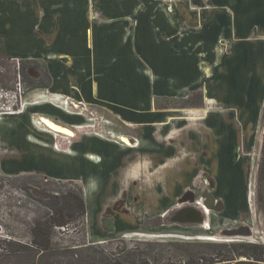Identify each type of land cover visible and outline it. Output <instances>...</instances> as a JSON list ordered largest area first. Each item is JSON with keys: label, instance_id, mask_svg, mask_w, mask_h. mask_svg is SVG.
I'll use <instances>...</instances> for the list:
<instances>
[{"label": "rangeland", "instance_id": "1", "mask_svg": "<svg viewBox=\"0 0 264 264\" xmlns=\"http://www.w3.org/2000/svg\"><path fill=\"white\" fill-rule=\"evenodd\" d=\"M142 1L148 4L152 2L154 7L152 6L151 10L155 9L156 14L161 11H178L179 5L184 2L192 7L190 10L199 12L201 23L219 8L222 14L225 11L231 19L234 18L230 27L233 26L234 29L237 26V19L234 15L232 17V10L215 8L218 3L223 5V1L232 0H220L218 3L215 0ZM253 1L257 5L256 8L262 11L258 16L255 15L258 21L248 28L243 38L234 37V31L230 30L228 24L215 27L203 24L183 26V31L196 30V26H199L205 30L206 36L215 33L216 38L219 37L216 45H219L223 52L212 74L216 81L213 90L217 91L216 95L214 94L217 102H213L208 108L211 115L221 117L219 122L222 120V127L214 128L216 134H219L215 135L217 138L206 135L204 139L205 136H186L180 132L173 135L170 132L167 138L157 136V143H162V146L165 142L171 143L170 140L173 139L176 142L169 147L166 157L165 154L158 155L155 164L160 167L156 171V182L147 183L148 177L143 178L141 182L135 180L137 178L133 177L132 167L128 166L126 160L129 154L122 157L123 162L119 163V167L114 168L112 164L105 165L107 169L98 170L91 169L93 166L88 165L85 174L93 171L96 175L92 197H84L87 209V237L92 240L103 237L108 241L123 238L130 245L144 241L174 243L166 248L155 247V251L164 250L161 256H164L163 260L159 259L164 264L188 259L189 263L204 264L207 259L217 261L220 256L233 258L232 264H235L236 260L264 264V225L259 213V208L264 207V34L261 36L260 33V28L264 27V6L260 8V5H264V0ZM1 2L0 38L4 39H0V60L11 61L14 58L10 55H26L33 50V46L26 39L30 35L31 23L24 21L18 10L12 13L15 17H11L8 2ZM88 10L91 15H97L93 6ZM234 12L238 10L235 9ZM237 16L239 19V13ZM242 41L258 47L260 45L259 49L256 48V55L260 57L261 69L255 63L250 67L245 57H239L237 63L229 64V61L236 58L235 47ZM219 55L221 56L220 51L216 53L218 58ZM19 59L21 58H15ZM27 67L29 75L37 76L33 64L28 63ZM226 88H229L232 95L235 94L232 98L218 93V90ZM189 95L191 97L188 104L185 99H157L156 106L185 113L202 105L201 92L193 91ZM17 96L18 94L11 91L0 90V229L4 231L23 230L31 225L39 213L37 209L40 208L33 197L45 198L44 193L59 192L65 185L72 189L73 184H76L84 190L86 183L84 180H63L47 175L46 173L61 174L65 175L64 177L78 176V162L54 155L50 149L28 143L25 139L27 134H34L37 139L58 149L80 144L88 133L102 137L104 142H107V138L119 139L123 144L125 143L120 137L125 135H120L118 139L117 135L126 134L129 136H125L128 141L132 142L136 137L133 129L124 126L101 108L86 107L68 97L60 99L43 89L31 90L18 98ZM36 101L46 103V106L33 107L43 104L35 103ZM26 103H32L28 105L27 110ZM13 106L23 108L25 113L12 111ZM61 109L73 113L74 116L67 115ZM243 111L247 114L244 118ZM40 115L69 123L75 136H71L73 138L69 140L64 135L45 128L39 122ZM75 116L78 118L73 120L71 117ZM190 119L192 118L181 121H186L188 130L196 124L194 119ZM144 147L147 146L141 145L139 149L144 152ZM170 156L173 157L168 159ZM165 160L170 165L167 167L166 177L165 171H162L164 165L161 166ZM26 168H38L45 174L32 169L25 170ZM141 176L142 174L140 178ZM69 181H72V184ZM185 207L198 210L204 207L206 226L186 227L173 224L172 219L176 212ZM238 227L247 230L248 235L224 236L223 231H234ZM201 236H212L214 240H200L198 237ZM242 242L254 244L256 247L242 249L229 246ZM237 251L247 252L251 257H238ZM257 258L262 262H256ZM157 264H160V261Z\"/></svg>", "mask_w": 264, "mask_h": 264}, {"label": "crops", "instance_id": "2", "mask_svg": "<svg viewBox=\"0 0 264 264\" xmlns=\"http://www.w3.org/2000/svg\"><path fill=\"white\" fill-rule=\"evenodd\" d=\"M219 1L215 0L216 3ZM3 2H8L11 17H15L12 13L18 10L24 21L31 23L30 35L26 39L33 50L26 55L10 56L14 59L36 60L46 68L51 85L44 89L45 92L60 99L68 97L86 107L101 108L115 120L134 130L136 137L133 138L134 142L130 141L131 145L118 141L120 135L127 136L126 134L117 135L118 140L107 138V142H104L102 137L88 133L80 144L61 149L37 139L34 134H27L25 139L28 143L50 149L54 155L77 160L78 176L46 174L63 180H84L86 199L91 198L95 191L93 182L96 175L93 171L85 174L88 165L93 166L91 169L98 170L107 169L112 164L114 168L119 167V163L123 162L122 157L129 154L126 160L128 166L132 167L133 177L137 178L135 180L141 182L148 177L147 183L156 182V171L160 167L155 164L156 159L159 154H165L166 157L169 147L176 142L173 139L170 140L171 143L165 142L162 146V143H157V136L167 138L170 132L171 135L180 132L186 136H205V139L207 136L217 135L214 128L220 129L222 120L219 122L221 117L211 115L208 108L213 102H217V91L213 90L216 81L212 74L223 52L216 45L219 37L216 38L215 33L206 36L205 30L199 26H196V30L183 31V26L203 24L215 27L228 24L230 30L234 31V37L243 38L248 28L258 21L255 15L262 11L256 8L253 0H232L231 3L223 1V5L218 3L215 8L232 10V17L234 15L237 19V26L233 29L230 24H233L234 18L231 19L225 11L222 14L217 8L210 18L203 19L201 23L199 12L190 10L192 7L184 2L179 5L178 11H161L159 14L154 12L155 9L151 10L154 7L152 2L148 4L142 0H3L1 3ZM92 6L97 15L90 14L88 9ZM262 6L264 5H260V8ZM235 9L238 12H234ZM260 29L263 36L264 27ZM259 47L247 41L240 42L235 47L236 58L229 61V64L237 63L239 57H245L250 67L255 63L261 69L260 57L256 55V48ZM219 51L221 56L218 58L216 53ZM193 91L201 92L203 99L202 105L194 107L192 111L175 112L156 106L157 99L184 100ZM218 93L231 98L235 95H232L229 88ZM29 104L32 103H26V110ZM43 106L46 103L33 107ZM74 106L77 107L76 104ZM62 111L74 116L69 111ZM17 113L25 112L21 108ZM246 115L243 111V118ZM41 117L73 131L69 123L43 115L39 116ZM76 117L71 118L74 120ZM189 118L196 121L191 130L186 128V121L181 122ZM72 134L74 137V132ZM73 137L66 136L69 140ZM141 145L147 146L144 147L146 151L139 149ZM91 156L95 158L92 159ZM166 160L161 165H164V177L168 173L167 167H170ZM101 166L105 168H100ZM29 169L43 172L38 168L25 170ZM87 239L93 244L108 241L103 237L92 240L88 236Z\"/></svg>", "mask_w": 264, "mask_h": 264}, {"label": "trees", "instance_id": "3", "mask_svg": "<svg viewBox=\"0 0 264 264\" xmlns=\"http://www.w3.org/2000/svg\"><path fill=\"white\" fill-rule=\"evenodd\" d=\"M11 61L0 60L2 92L11 91L18 98L31 90L50 87L48 72L38 61ZM28 63L34 65L37 76L29 75ZM190 97L185 99L187 104ZM18 109L13 106L11 110L18 112ZM63 188L59 192L44 193L45 198L33 197L40 208L30 226L23 230L0 229V264H157L158 261L164 264L159 260H163L164 250L155 251V247L166 248L174 243L144 241L130 245L123 238L90 243L83 189L76 184L72 189L67 185ZM171 264L187 263L179 260Z\"/></svg>", "mask_w": 264, "mask_h": 264}, {"label": "flooded vegetation", "instance_id": "4", "mask_svg": "<svg viewBox=\"0 0 264 264\" xmlns=\"http://www.w3.org/2000/svg\"><path fill=\"white\" fill-rule=\"evenodd\" d=\"M198 211L197 212L199 214L197 216L198 218L195 220L196 222H191L190 223L186 219L178 221V220H175L174 219L175 218V216H174V218L172 220H175V221H173L172 223L173 224L182 225V226H186V227H188V226H198V225L203 226L207 222V216H206V214L204 213V211L202 209L201 210H198ZM259 213H260V216H261V220L263 222V225H264V207H260L259 208ZM201 220H202V222L205 220L204 223L200 222ZM223 233L225 234L224 236H231V237L232 236L238 237L240 235H248V231L247 230H244V229H242L240 227H238L234 231L225 230V231H223ZM229 246H237V247H241L242 249L245 248V247H247V248L248 247L249 248H255L256 247V245H254V244L249 245V243H244V242H242V243H240L238 245L232 244V245H229ZM236 255L238 257H251L247 252H238L237 251ZM236 255H234V258L236 257ZM220 257L221 258L219 260H217V261H214L213 259H207L204 262V264H232L231 262L233 261V258L227 257V256H223V257L220 256ZM198 258H200V257H198ZM201 258H203V257H201ZM202 260H204V259H202ZM234 260H236V258ZM257 260L258 261H256V262H262L260 258H257ZM184 262L188 264L189 263V259L188 260H185ZM189 264H193V263H189ZM235 264H257V263H253V262H250V261H241V260L238 261V260H236V263Z\"/></svg>", "mask_w": 264, "mask_h": 264}, {"label": "bare ground", "instance_id": "5", "mask_svg": "<svg viewBox=\"0 0 264 264\" xmlns=\"http://www.w3.org/2000/svg\"><path fill=\"white\" fill-rule=\"evenodd\" d=\"M264 66V65H263ZM262 68V67H261ZM217 88V87H216ZM219 89V88H218ZM221 90V89H220ZM218 90V91H220ZM39 122L44 126L46 127L47 129L53 131V132H56L57 134H60V135H64L65 137L67 136H72V132L70 129H67L63 126H60V125H56L54 124L52 121H50L49 119L45 118V117H41L39 118ZM121 141L124 142L125 144L127 145H130V141H128V139L125 137V136H121L120 137ZM91 191V190H90ZM89 191V192H90ZM204 213H206V209L204 207L201 208ZM203 226H206V223L203 225ZM200 240H208V241H213L214 238L212 236H201V237H198ZM229 242V241H228Z\"/></svg>", "mask_w": 264, "mask_h": 264}, {"label": "water", "instance_id": "6", "mask_svg": "<svg viewBox=\"0 0 264 264\" xmlns=\"http://www.w3.org/2000/svg\"><path fill=\"white\" fill-rule=\"evenodd\" d=\"M198 210L195 209V208H190V207H186V208H183V209H180L179 211L176 212L175 214V220H188L190 223L191 222H196L195 220L198 218ZM174 220V221H175ZM205 221V220H204ZM204 221L202 222V220L200 222L204 223Z\"/></svg>", "mask_w": 264, "mask_h": 264}]
</instances>
